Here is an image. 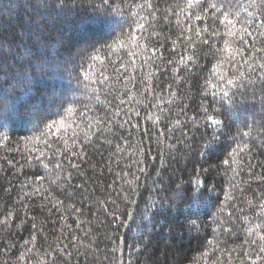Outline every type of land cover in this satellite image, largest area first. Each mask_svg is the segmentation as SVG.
Returning a JSON list of instances; mask_svg holds the SVG:
<instances>
[{
  "label": "trees",
  "instance_id": "obj_1",
  "mask_svg": "<svg viewBox=\"0 0 264 264\" xmlns=\"http://www.w3.org/2000/svg\"><path fill=\"white\" fill-rule=\"evenodd\" d=\"M113 3L130 8L132 0L127 4L125 0H113ZM152 3L159 10L155 31L160 32L161 37L150 42L158 46L164 38L174 39L178 33L174 18L171 23L163 19L165 10L174 5L175 0H152ZM102 8L100 0H63V3L61 0H0V99L6 97L9 102L14 101L20 113L11 130H0L9 135V140L0 146V219L9 211L13 212L9 226L0 225V264H18L17 257L23 250L20 245L24 239H30L33 223L37 225L38 235V255L29 254L33 264L38 259H49L44 255L45 250L62 249L65 244L68 248L64 251L72 255H57V264H205L202 258L205 251L209 252V261L241 264L242 249L247 247L245 241L249 237L243 222L236 216L252 215L257 209L250 208L247 200L251 199L255 205L264 193V182L255 178L264 174V89L259 84L249 85L237 93L230 108L231 116L225 113L223 109L229 108L228 105L220 108L219 101L213 103L210 92L202 93L201 85L210 76L215 62L212 54H204L207 46L201 47L197 66L191 73L180 70L178 75L186 77L180 83L176 82L171 66L156 72L150 66L141 68L137 61V69L131 73L136 83L127 86L134 94L143 91L140 81L148 72H156L152 83L160 96L168 97L169 85L177 92V99L162 105L165 111L160 113L157 127L144 119L143 106L133 102L132 107L139 108L141 117L133 116L131 123L139 127L125 125L121 128L114 124L112 131H107L105 124L96 123V118L104 119V106L111 104L114 110L117 101L101 91L99 103L91 101L92 129L86 127V119L81 123L80 143L86 158L70 157L80 164L79 169L68 165L69 157L62 159L65 165L62 175L67 171L73 173L71 184L49 186L54 170L45 169L35 161L28 165L22 137L31 132L24 114L36 110L46 120L55 119L57 112L64 110L59 107L62 98L71 100L75 96L84 103L89 102L87 90L77 84L67 68L71 62L78 75L80 49L92 45L94 47L88 48L92 52L119 36L118 28L97 22ZM128 22L131 23L130 18ZM124 27L127 30L128 25ZM171 47L165 40L161 51L166 59L173 55L169 52ZM114 91L117 95L126 91L122 80L116 83ZM201 106L220 108L223 125L213 129L201 121ZM76 107L82 108L83 104ZM120 107L127 110L129 105ZM190 117H195L197 122L193 124ZM178 119L183 123L169 132ZM77 122H81L80 118ZM97 128L101 131L96 132ZM249 129L252 135L245 141L242 133ZM85 131L95 133L88 144L83 142ZM243 142L249 143L251 150L241 154L245 162L239 174L233 177L230 172L225 173L222 161L237 143ZM49 157H52L51 152ZM45 163L54 165L55 158ZM249 163L254 165L251 177ZM141 167L144 168L142 173L138 170ZM125 171L140 177L132 185L135 192L128 183L133 177H124ZM38 176L43 177L39 182L36 181ZM197 182L203 186L204 206L193 228L190 221L196 218L190 217L189 205ZM37 183L43 185L39 194L35 191ZM25 184L27 188L22 187ZM226 191L236 197L231 202L237 206L231 209L236 216L231 218L227 215L228 209L224 213L217 212ZM25 192L30 195L24 196ZM126 195L135 203L125 202ZM111 200H116L118 214L126 225L121 221L113 223L110 213L116 205L111 204ZM58 201H63L62 207ZM106 201L108 203H102ZM77 208L80 212L75 211ZM240 208L248 212L240 213ZM62 216L67 219H61ZM221 220L229 221L231 232L223 231ZM78 222L79 228L76 227ZM72 235L79 237L74 246ZM208 241H213V245Z\"/></svg>",
  "mask_w": 264,
  "mask_h": 264
},
{
  "label": "snow or ice",
  "instance_id": "obj_2",
  "mask_svg": "<svg viewBox=\"0 0 264 264\" xmlns=\"http://www.w3.org/2000/svg\"><path fill=\"white\" fill-rule=\"evenodd\" d=\"M103 6L102 10L97 14V22L102 26L112 29H119V36L116 37L112 43H107L104 48L94 49L92 52L88 51L89 45L79 50L77 53L81 59L79 74L75 73L74 67L69 62L67 71L69 75L76 80L78 85H83L87 90L88 96L86 99L88 103H84L79 98L73 96L71 100L67 97L62 98L59 105L63 108V112H57L55 119H44L36 110L26 112L24 114L25 122L30 125L28 129L31 135L22 137L25 150L28 153L27 163L29 166L33 162L42 164L45 169L54 170V178L49 180V186L53 184H71L73 173L67 171L66 175H62L65 171V165L62 164V159L65 156L68 158V165L72 169H79L80 164L73 161L70 157H76L77 160H84L86 158L81 139V123L86 119V127L90 130L93 127L92 117L90 113L93 111L92 100L96 103L100 101V92L112 95L117 101L115 109L111 104L104 106V119L96 118L97 124H105L107 131L111 132L113 125L118 124L121 128L125 125L138 128L139 124H132L133 116L141 117V111L135 105L143 106L146 110L144 119L151 121L153 127H157L161 120L160 113L165 109L163 104H171L177 99V92L169 85L167 92L168 97L160 96L152 83V78L156 72L165 71L171 66L176 82L180 83L186 77L178 75L181 69L191 73L198 63V53L202 46H207L205 55L212 54L215 62L211 66L210 76L201 85L202 93L207 95L209 92L213 96V103L220 102V108L223 105H228L229 108H224L223 111L231 116L230 108L235 103V97L238 92L247 88L249 85L259 84L264 89V0H175L174 5L165 10L163 19L171 23L172 18L175 19V24L178 29L176 37L164 38L157 46L150 41L161 37V33L155 31V22L157 21L158 9L154 8L152 0H132L130 8L118 6L113 3V0H100ZM63 3V0H61ZM128 0H125V4ZM131 19V23L128 22ZM127 24V30L124 25ZM149 28L152 32L149 33ZM165 40L170 42L172 47L169 52L173 53L170 58H165L161 51L164 47ZM106 49V51H105ZM126 52V56L124 53ZM103 53V55H101ZM151 53V55H149ZM140 62V67H153L156 72H148L140 81L143 91L138 95L134 94L132 88L127 86L131 83L133 86L136 83V78L131 75L137 69V61ZM111 69V71H109ZM123 81L126 91L116 94L114 89L116 83ZM148 100L155 102L149 104ZM67 104V107L64 105ZM77 104H83L82 108H77ZM128 104L127 110L120 106ZM220 108L201 106L200 120L207 126L216 129L223 125V120L219 118ZM215 113V114H214ZM186 116L187 113H184ZM20 118L19 110L16 103L9 102L5 97L0 99V130L9 129L11 125ZM81 122L78 123L77 119ZM195 124L196 118H189ZM183 121L176 120L174 125L168 129L172 132L175 127L179 126ZM99 128L96 132H100ZM95 135L92 131H85L83 133V142L88 144L92 141ZM163 135V133H161ZM252 135L251 129L244 131L242 137L246 141ZM171 137H169L170 139ZM9 140L8 132L0 131V146ZM111 143V141H108ZM79 149V151H77ZM117 150L120 148L117 146ZM250 145L247 142L237 143L227 154V158L222 161L225 173H231L233 177L239 174L242 170L240 166L245 162L241 154L250 153ZM49 152L55 158V164L45 163L50 160ZM143 150L141 149V155ZM11 163V161H9ZM143 163V161H137ZM23 167V165L21 166ZM254 165L249 163L248 174L253 176L252 168ZM139 172H144V168H139ZM82 174V173H81ZM117 175H120L117 173ZM124 177H133L128 181L131 191L135 192V181L139 180V176L135 173L125 171ZM255 178L264 182V174L255 175ZM43 177H36L39 182ZM63 182V183H61ZM27 188L28 185H22ZM43 185L37 183L35 189L39 194ZM79 188L81 185H75ZM202 185L197 182L193 187L192 201L189 205V215L196 219L190 221V226L195 228L197 220L199 219V212L203 207L201 197L203 196ZM47 188L44 189L47 192ZM244 191L243 188L240 189ZM30 194L25 192L24 196ZM23 199V197L21 198ZM47 199V197L45 198ZM125 202L135 203L134 200H129V197L124 196ZM236 200V197L231 191L224 193L223 201L217 209L218 213H224L226 209L229 211L227 215L231 218L236 216V213L231 209L236 208V204L231 203ZM102 203H108L102 202ZM111 204L116 205L110 215L113 223L121 221L126 225V221H122L118 214L119 205L116 200H111ZM59 206H63V201H58ZM250 208L257 209L252 215L243 214L236 216L237 219L243 222V226L247 232L248 240L245 241L247 247L242 249L243 257L241 264H264V193L260 194L259 202L253 205L251 199L247 200ZM27 208V205H22ZM60 210V207L57 208ZM80 212V209H75ZM105 211H108L105 208ZM240 213H247L248 210L244 208L238 209ZM131 212L128 213L131 218ZM13 212L9 211L7 215L0 219V225L7 228L10 224V218ZM256 218H259L258 220ZM66 220V217H61ZM223 231L225 233L231 232L232 228L229 226V221L221 220ZM71 227V225H64ZM80 227V223L76 224ZM32 235L30 239H24L20 247L23 249L17 257L18 264H33L29 254H37V225L32 224ZM87 235V233H85ZM65 239H69L65 236ZM73 242L79 239L78 236L72 235L70 237ZM63 243V241H61ZM213 241H208L209 245H213ZM91 247V245H85ZM68 245L64 248H53L50 251L45 250L44 255L49 259H38L36 264H57V255L71 256V252H65ZM209 252L202 253V258L205 259V264H218L217 261H209Z\"/></svg>",
  "mask_w": 264,
  "mask_h": 264
}]
</instances>
